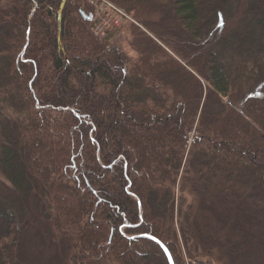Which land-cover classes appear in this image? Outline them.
<instances>
[{
    "label": "trees",
    "instance_id": "obj_1",
    "mask_svg": "<svg viewBox=\"0 0 264 264\" xmlns=\"http://www.w3.org/2000/svg\"><path fill=\"white\" fill-rule=\"evenodd\" d=\"M111 2L162 11L132 61L79 0H0V264L27 232L66 264H169L145 234L212 264L211 220L239 230L221 264H264V0Z\"/></svg>",
    "mask_w": 264,
    "mask_h": 264
},
{
    "label": "rangeland",
    "instance_id": "obj_2",
    "mask_svg": "<svg viewBox=\"0 0 264 264\" xmlns=\"http://www.w3.org/2000/svg\"><path fill=\"white\" fill-rule=\"evenodd\" d=\"M79 1L82 3L84 7H88L89 9L88 12L92 10V8L89 5L91 6L95 5L94 19H98L100 21L99 26L112 27L113 26L112 20L118 18L119 25L117 27L114 26L116 30L115 32H113L114 34H111L112 36L109 39V41L111 43L113 42L114 44H116V46H119L125 52L129 61H132L134 58L135 52L131 47L127 45L126 41L130 34L129 32L130 25L133 23L134 20L130 17H129L130 20L128 19L122 20L120 17L122 15L117 13V10L113 11L109 8H106L105 7V5L107 4L106 1H108L112 5H114V7H116L117 9L118 5L111 2V0H106V1L105 0H79ZM162 16L163 14L161 10L153 6H147V7L138 9L137 15H134L133 18L139 21V22H136L138 23L139 27H143L142 26L143 23L140 24L141 21L158 22L162 19ZM164 23L165 25L169 26L168 22L164 21ZM91 32H92V27H91ZM96 33L102 37L107 35L106 33H101V32H96ZM180 34H182V32ZM36 162L37 163L39 162L38 159H36ZM21 170H23V173L26 179H30L31 181L38 179L37 176L33 174V167L31 163L27 164V161H26L25 164H22L21 162ZM17 193L20 197H23V193H20V192H17ZM27 207L29 210L31 209L29 204H27ZM262 227H264V225H262ZM242 228H243V225H240V229ZM231 229H236L232 221L222 224L220 222H217L216 220H211V232L210 233L211 235L213 234L214 236L212 237V240H213L212 249H211L212 256L210 257L208 256L209 258L207 257H204V258H206L212 264H221L220 257L222 256V253H224L223 251L225 250V248H223L221 251H218L216 249V244H223L224 246H227L232 241L238 239L239 230H237V233L234 234L231 231ZM32 237H35L33 232L22 233V235L18 237L16 241L19 243L18 247L20 248V251H19L20 264H66L63 258L62 249L59 246L57 240L53 239L52 241H50L53 243L46 244L43 242L41 243L38 238L35 239V240H38L36 242L34 241V239H32ZM15 240H14V247H15ZM14 247H13V253H14ZM226 253L227 251L225 252V254ZM13 258H15V253L13 255ZM135 260H136V263H138L137 258H135ZM185 261L187 264H190L187 262L186 259Z\"/></svg>",
    "mask_w": 264,
    "mask_h": 264
},
{
    "label": "water",
    "instance_id": "obj_3",
    "mask_svg": "<svg viewBox=\"0 0 264 264\" xmlns=\"http://www.w3.org/2000/svg\"><path fill=\"white\" fill-rule=\"evenodd\" d=\"M64 1L65 0H62V3H61V6H60V9H59V17H60V11H61V9H62V6H63V4H64ZM82 15H83V17L85 18V19H87V20H90L91 19V15H85V14H83L82 13ZM59 30H60V21H59V23H58V33H59ZM142 236H147V237H151V236H149L148 234H146V235H142ZM152 239H154V238H152ZM155 240V239H154ZM156 241V240H155ZM157 242V241H156ZM158 243V242H157ZM160 246H161V244L160 243H158ZM162 248H163V250L165 251V253H166V256H167V258H168V260H169V262H170V264H173L172 263V260H171V257H170V255H169V253H168V251L163 247V246H161Z\"/></svg>",
    "mask_w": 264,
    "mask_h": 264
},
{
    "label": "built area",
    "instance_id": "obj_4",
    "mask_svg": "<svg viewBox=\"0 0 264 264\" xmlns=\"http://www.w3.org/2000/svg\"><path fill=\"white\" fill-rule=\"evenodd\" d=\"M115 20V19H114Z\"/></svg>",
    "mask_w": 264,
    "mask_h": 264
}]
</instances>
